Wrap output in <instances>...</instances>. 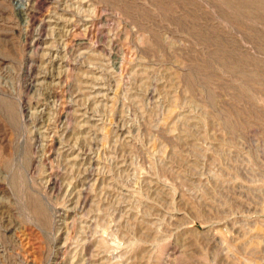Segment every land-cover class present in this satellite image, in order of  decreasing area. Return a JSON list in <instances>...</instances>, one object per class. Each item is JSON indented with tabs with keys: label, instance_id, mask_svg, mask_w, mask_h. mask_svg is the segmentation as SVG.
Segmentation results:
<instances>
[{
	"label": "rangeland",
	"instance_id": "1",
	"mask_svg": "<svg viewBox=\"0 0 264 264\" xmlns=\"http://www.w3.org/2000/svg\"><path fill=\"white\" fill-rule=\"evenodd\" d=\"M0 264H264V0H0Z\"/></svg>",
	"mask_w": 264,
	"mask_h": 264
},
{
	"label": "bare ground",
	"instance_id": "2",
	"mask_svg": "<svg viewBox=\"0 0 264 264\" xmlns=\"http://www.w3.org/2000/svg\"><path fill=\"white\" fill-rule=\"evenodd\" d=\"M35 198V197H33ZM33 205L36 216L42 221V223L48 227L50 224L49 214L45 206L38 199H33ZM102 246V245H100ZM104 249V248H103Z\"/></svg>",
	"mask_w": 264,
	"mask_h": 264
}]
</instances>
